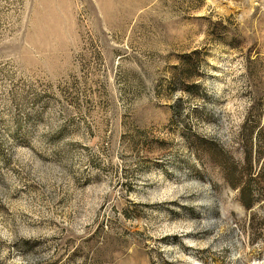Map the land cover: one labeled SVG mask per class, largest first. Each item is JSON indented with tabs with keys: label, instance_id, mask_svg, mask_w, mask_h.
<instances>
[{
	"label": "rangeland",
	"instance_id": "1",
	"mask_svg": "<svg viewBox=\"0 0 264 264\" xmlns=\"http://www.w3.org/2000/svg\"><path fill=\"white\" fill-rule=\"evenodd\" d=\"M0 264H264V0H0Z\"/></svg>",
	"mask_w": 264,
	"mask_h": 264
},
{
	"label": "trees",
	"instance_id": "2",
	"mask_svg": "<svg viewBox=\"0 0 264 264\" xmlns=\"http://www.w3.org/2000/svg\"><path fill=\"white\" fill-rule=\"evenodd\" d=\"M247 201H245L244 203H243V205L246 207V208H250V205H251V198H250V195H249V193L247 194Z\"/></svg>",
	"mask_w": 264,
	"mask_h": 264
}]
</instances>
